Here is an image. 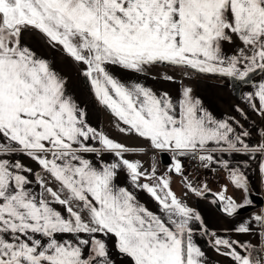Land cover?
Wrapping results in <instances>:
<instances>
[{"label":"snow or ice","instance_id":"6c2138e0","mask_svg":"<svg viewBox=\"0 0 264 264\" xmlns=\"http://www.w3.org/2000/svg\"><path fill=\"white\" fill-rule=\"evenodd\" d=\"M33 45L70 62L115 132L140 143L92 126ZM208 80L240 92L234 114L197 95ZM255 189L264 0H0V264H213L208 249L215 264H264V208L242 216ZM190 198L230 226L211 229Z\"/></svg>","mask_w":264,"mask_h":264},{"label":"crops","instance_id":"0c3cea01","mask_svg":"<svg viewBox=\"0 0 264 264\" xmlns=\"http://www.w3.org/2000/svg\"><path fill=\"white\" fill-rule=\"evenodd\" d=\"M33 47L36 48L40 55L46 56L51 59L53 61L54 68L69 79L70 91L73 92V94L76 96L81 105L87 109L88 120L92 126L104 130L114 138L120 139L121 142H124L128 145L134 146L140 143L137 140H124L115 132V130L111 127L112 117L104 110L99 108L94 98L92 97L88 86L82 83L81 78L77 75L76 70L72 67L70 62L63 60L58 53L52 50L41 51L37 45H33ZM163 70L166 71L165 69ZM157 72L163 74L161 73L162 71L157 69L153 72V75H156ZM146 83L153 88L174 87L173 85L161 82L159 80H152L150 78L146 80ZM194 86L197 95L204 100L205 105L209 107V109L212 110L214 114L217 115V117H223L226 114H234L232 112V106L237 103H240V92L233 89L231 86L221 88L210 80L197 81ZM130 158H139L145 161L148 159L147 157ZM164 168L165 166L161 162L160 171H163ZM218 176V182L217 175L207 177L214 191L218 190V184L224 183V173L221 172L218 174ZM250 176L252 177L253 182L256 183V173L254 167L250 172ZM173 188L178 195L181 193L182 185L178 178H174ZM232 191L229 186V193ZM253 194L264 197V190L255 189L253 191ZM145 199L147 198L145 197ZM188 202L191 206L196 207L204 215L211 229L219 230L230 226L228 222L225 221L219 213L215 212L213 208L209 206L208 202L199 201L195 198H190ZM246 216L248 215H245V217ZM207 251L208 255L211 257L213 264H215V261L221 259L217 257L210 249H208ZM224 264H226V262H224Z\"/></svg>","mask_w":264,"mask_h":264},{"label":"water","instance_id":"95a60500","mask_svg":"<svg viewBox=\"0 0 264 264\" xmlns=\"http://www.w3.org/2000/svg\"><path fill=\"white\" fill-rule=\"evenodd\" d=\"M162 164L165 166L167 163H169V158L167 155H164L163 157H160ZM252 199L254 202V207L250 209H246L242 211V216L251 214L252 211L259 210L260 208H264V197L259 195H252Z\"/></svg>","mask_w":264,"mask_h":264},{"label":"rangeland","instance_id":"374dc122","mask_svg":"<svg viewBox=\"0 0 264 264\" xmlns=\"http://www.w3.org/2000/svg\"><path fill=\"white\" fill-rule=\"evenodd\" d=\"M156 70H157V69H156ZM158 70L162 71L161 73H164V72H165L162 68H158ZM230 189H231V191H232L231 186H230ZM229 194H230V195H238L237 193H233V191L230 192Z\"/></svg>","mask_w":264,"mask_h":264},{"label":"built area","instance_id":"2783aa9c","mask_svg":"<svg viewBox=\"0 0 264 264\" xmlns=\"http://www.w3.org/2000/svg\"><path fill=\"white\" fill-rule=\"evenodd\" d=\"M158 164H159V166H160V164H161V159H160V157H158Z\"/></svg>","mask_w":264,"mask_h":264},{"label":"flooded vegetation","instance_id":"af4514ba","mask_svg":"<svg viewBox=\"0 0 264 264\" xmlns=\"http://www.w3.org/2000/svg\"><path fill=\"white\" fill-rule=\"evenodd\" d=\"M162 69H165V68H162ZM166 71H167V69H165ZM252 195H254V194H252Z\"/></svg>","mask_w":264,"mask_h":264}]
</instances>
